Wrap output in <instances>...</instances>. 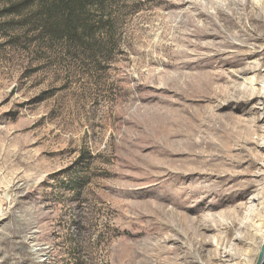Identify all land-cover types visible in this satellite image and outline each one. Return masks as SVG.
<instances>
[{"label": "rangeland", "instance_id": "374dc122", "mask_svg": "<svg viewBox=\"0 0 264 264\" xmlns=\"http://www.w3.org/2000/svg\"><path fill=\"white\" fill-rule=\"evenodd\" d=\"M15 2L0 0V264H256L264 0H112L93 60L39 39Z\"/></svg>", "mask_w": 264, "mask_h": 264}, {"label": "trees", "instance_id": "16d2710c", "mask_svg": "<svg viewBox=\"0 0 264 264\" xmlns=\"http://www.w3.org/2000/svg\"><path fill=\"white\" fill-rule=\"evenodd\" d=\"M11 9L27 13L26 25L39 39L81 51L91 60L100 55L102 42L107 48L116 35L112 0H16Z\"/></svg>", "mask_w": 264, "mask_h": 264}, {"label": "bare ground", "instance_id": "6f19581e", "mask_svg": "<svg viewBox=\"0 0 264 264\" xmlns=\"http://www.w3.org/2000/svg\"><path fill=\"white\" fill-rule=\"evenodd\" d=\"M230 233H231V231H230ZM44 249L47 251L46 253H49V252H50V251H49V250H50V247H49V246H48V247H45ZM48 251H49V252H48ZM225 258H226L225 252H224V253H221V254L219 255V260H220V262H225V260H224ZM262 259H263V261H264V253H263V258H262ZM42 260H44V259H42ZM42 260H41V261H42Z\"/></svg>", "mask_w": 264, "mask_h": 264}, {"label": "water", "instance_id": "95a60500", "mask_svg": "<svg viewBox=\"0 0 264 264\" xmlns=\"http://www.w3.org/2000/svg\"><path fill=\"white\" fill-rule=\"evenodd\" d=\"M264 244L260 248L256 264H261L263 262Z\"/></svg>", "mask_w": 264, "mask_h": 264}]
</instances>
